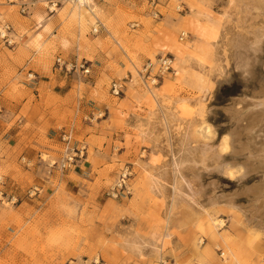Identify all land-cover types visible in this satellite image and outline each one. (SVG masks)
<instances>
[{
  "label": "rangeland",
  "instance_id": "obj_1",
  "mask_svg": "<svg viewBox=\"0 0 264 264\" xmlns=\"http://www.w3.org/2000/svg\"><path fill=\"white\" fill-rule=\"evenodd\" d=\"M80 6L0 0V264H264L247 213L264 174L231 117L264 88V0ZM164 56L172 72L146 79ZM56 75L94 100L47 135L63 104L26 87Z\"/></svg>",
  "mask_w": 264,
  "mask_h": 264
},
{
  "label": "bare ground",
  "instance_id": "obj_2",
  "mask_svg": "<svg viewBox=\"0 0 264 264\" xmlns=\"http://www.w3.org/2000/svg\"><path fill=\"white\" fill-rule=\"evenodd\" d=\"M76 1L81 5L83 4V6H80V12H85L84 5H89V0ZM239 102L244 104V106L236 110L231 109V117L237 120V123L249 120L248 124L243 127V130L246 132L247 140L245 143L241 142L242 144L239 145V153L241 154L243 152L248 155L245 160L247 159L246 166H249L250 171L264 174V143L255 147L256 145L253 142L257 137L255 136L257 133H264V88L253 96L252 99H243ZM247 195H250V201H252V204L247 208V213H250L251 218H258L259 223L264 222V180H262L258 186L249 189Z\"/></svg>",
  "mask_w": 264,
  "mask_h": 264
},
{
  "label": "crops",
  "instance_id": "obj_3",
  "mask_svg": "<svg viewBox=\"0 0 264 264\" xmlns=\"http://www.w3.org/2000/svg\"><path fill=\"white\" fill-rule=\"evenodd\" d=\"M88 7L90 10H92L90 6ZM38 37L39 35L36 37L37 40ZM93 57L95 58V55ZM93 85L95 86L94 81L91 82L90 86L85 88L84 93H81L80 90L75 89L72 81L66 80L65 77H58L56 75L55 77L53 76V78L49 81H39L37 85L31 89L26 87V93H28L29 90L32 91L36 88V94L33 91L31 93H34L37 96L42 93L44 97H47L54 102L56 101L57 103L63 104L60 108V118H57L52 114L50 115V113H46V115H44L43 121L45 126V134H55L60 125H70L73 121H80L82 124L84 115H82L80 107L84 105V103L89 102V100H94L92 92L94 91L95 87ZM51 112H55V109H52ZM17 126L18 125H15L14 128H12L13 133L16 129H18L16 130L14 138H17V136L19 138V135L23 132L21 129H19L20 127L18 126L17 128ZM11 139L14 140L13 138ZM14 141H16V139ZM68 174L71 175V172Z\"/></svg>",
  "mask_w": 264,
  "mask_h": 264
},
{
  "label": "built area",
  "instance_id": "obj_4",
  "mask_svg": "<svg viewBox=\"0 0 264 264\" xmlns=\"http://www.w3.org/2000/svg\"><path fill=\"white\" fill-rule=\"evenodd\" d=\"M147 7L148 13L149 15L153 18V19H158L160 17V12L158 10L159 7V0H141ZM95 32H97V27L94 29ZM56 65L57 67L61 70V68L63 66H65L64 61H62V59L59 57L56 59ZM156 65L158 66V71H159V75H157L156 77L151 76L152 71L154 69V64L152 62H148L145 67H144V77H146V79H151L153 78V81H157V79H159L162 74L164 73H170L172 72L173 68H172V57H168V56H164V57H160L156 63ZM77 66V64H75V67ZM67 66H65L66 68ZM81 67L83 68V65H81ZM84 72H88V70H84ZM121 87L118 86L117 84H114L112 86V95L114 96H118L121 92ZM70 140H71V134L68 133H63V141L64 143H66V148L70 149ZM68 160H72L73 157H67Z\"/></svg>",
  "mask_w": 264,
  "mask_h": 264
}]
</instances>
